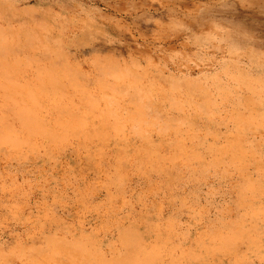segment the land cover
Listing matches in <instances>:
<instances>
[{
  "label": "rangeland",
  "instance_id": "374dc122",
  "mask_svg": "<svg viewBox=\"0 0 264 264\" xmlns=\"http://www.w3.org/2000/svg\"><path fill=\"white\" fill-rule=\"evenodd\" d=\"M0 264H264V0H0Z\"/></svg>",
  "mask_w": 264,
  "mask_h": 264
}]
</instances>
